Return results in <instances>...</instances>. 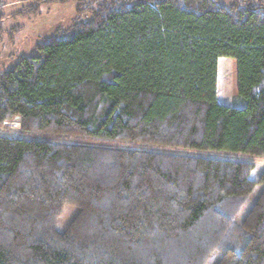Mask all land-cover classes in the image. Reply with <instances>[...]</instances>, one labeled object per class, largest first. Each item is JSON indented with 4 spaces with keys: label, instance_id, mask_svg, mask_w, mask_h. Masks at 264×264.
<instances>
[{
    "label": "trees",
    "instance_id": "1",
    "mask_svg": "<svg viewBox=\"0 0 264 264\" xmlns=\"http://www.w3.org/2000/svg\"><path fill=\"white\" fill-rule=\"evenodd\" d=\"M32 2L78 19L0 70V264H264V167L209 156L264 158V0Z\"/></svg>",
    "mask_w": 264,
    "mask_h": 264
},
{
    "label": "rangeland",
    "instance_id": "2",
    "mask_svg": "<svg viewBox=\"0 0 264 264\" xmlns=\"http://www.w3.org/2000/svg\"><path fill=\"white\" fill-rule=\"evenodd\" d=\"M33 0H5L3 8L7 16L3 22V33L0 39V70L4 71L12 67L24 56L36 54V45L49 41L57 30L69 29L78 19L77 3L70 2L65 5H43L37 15H18L27 12V8ZM137 2V0H132ZM229 6L232 0H216ZM13 15V16H12ZM83 18H88L84 15ZM232 60L222 57L218 60L217 102L225 106L243 107L244 100L236 98L232 93L231 83ZM19 122L12 121L0 126V135L18 137L23 136ZM75 142L74 139H67ZM178 152V151H176ZM216 158H230L253 163L264 167V158H249L245 156H232L223 154H210ZM260 188L252 196V202L256 198ZM76 209L68 208L58 222V228L65 230L70 224ZM215 264V263H213Z\"/></svg>",
    "mask_w": 264,
    "mask_h": 264
}]
</instances>
